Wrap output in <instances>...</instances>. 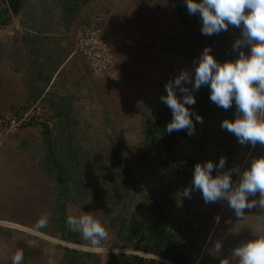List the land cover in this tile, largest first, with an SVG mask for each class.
Instances as JSON below:
<instances>
[{
    "label": "rangeland",
    "instance_id": "rangeland-1",
    "mask_svg": "<svg viewBox=\"0 0 264 264\" xmlns=\"http://www.w3.org/2000/svg\"><path fill=\"white\" fill-rule=\"evenodd\" d=\"M73 4L76 7L72 12L65 9V5L69 8ZM3 5L0 0V9ZM82 11L85 17L101 14L105 23L115 17L112 23L121 26L126 44L143 66H137L139 75L129 85L117 76L112 81L102 79L108 85H98L93 80V93L77 91L73 106L55 115L59 119L56 124L49 121L51 127L47 130L39 125V132L43 131L40 141V133L9 140L0 134V264H12L17 251L24 254L23 264H63L64 247L88 252L82 258L84 264H143L141 258L153 255L116 246L115 233L119 222L129 216L138 201L156 195L165 199L168 227L184 237L190 264H221L225 258L235 264L232 250L254 238L253 229L264 224V210L246 209L244 217L238 218L226 201L205 203L198 190L185 197L182 193L191 187L194 168L190 169V180H173L157 148L145 146L143 121L153 120L166 105L161 101V96L166 95V83L182 70L192 72L194 78L199 61L191 56L192 36L177 20L172 0H22L20 11L3 27L23 34L27 33L22 28L24 20L50 26L69 20L72 25ZM231 33L238 39L232 26ZM244 48L245 54H250V46ZM87 76L91 77L89 73ZM64 104L68 106V101L64 100ZM194 124V134L182 130L188 138H178L177 151L201 163L211 160L215 165L221 156L226 159L211 143L200 148L191 140L199 135V123ZM261 155L264 146L241 145L237 140L222 171L238 168L242 172ZM55 160L61 170L53 166ZM116 166L124 174L126 193L119 194L116 189L114 195L105 196L113 188L108 173ZM58 172L64 184L57 179ZM238 180L239 175L233 172V183ZM254 198L259 199V194ZM85 213L106 218L109 235L99 247H92L67 226V217ZM58 215L61 219L56 221ZM41 218L47 219V226L37 229ZM60 223H64V229ZM61 231H69L78 243L58 238ZM53 232L56 235H50ZM217 242L221 243L219 252L215 250Z\"/></svg>",
    "mask_w": 264,
    "mask_h": 264
},
{
    "label": "clouds",
    "instance_id": "clouds-1",
    "mask_svg": "<svg viewBox=\"0 0 264 264\" xmlns=\"http://www.w3.org/2000/svg\"><path fill=\"white\" fill-rule=\"evenodd\" d=\"M185 3L189 14L200 16L204 35L227 31L230 25L240 28L241 36L233 44L234 50L240 51L235 60L221 63L211 49L205 47L195 65L194 79L192 72L182 70L166 83V95L161 96V101L172 111L167 131L187 130L189 135L194 134L195 124L189 106L195 104L193 92L207 85L210 87V100L218 107L227 111L235 102V119H224L221 127L235 135L241 145L264 146V0H185ZM245 46H250L248 55L241 50ZM188 84L192 85L191 89ZM195 120L203 122L199 114ZM225 164L223 156L215 165L211 160L197 162L191 187H186L182 195L190 197L193 190H198L202 192L205 203L226 201L238 218L244 217L246 209L258 207L264 210V155L254 158L250 167L242 172L238 168L222 171ZM214 170L216 175H213ZM233 172L239 175L236 183L232 181ZM257 193L259 199L254 198ZM66 223L70 231L79 233L92 247H99L108 239L106 218L85 213L67 217ZM46 226L47 219L41 218L35 227ZM253 233V239L232 250L235 264H264V224L257 225ZM220 249L221 243L217 242L216 252ZM23 261L22 251H17L12 257V264H23ZM221 264H229V260L222 259Z\"/></svg>",
    "mask_w": 264,
    "mask_h": 264
},
{
    "label": "trees",
    "instance_id": "trees-1",
    "mask_svg": "<svg viewBox=\"0 0 264 264\" xmlns=\"http://www.w3.org/2000/svg\"><path fill=\"white\" fill-rule=\"evenodd\" d=\"M2 2L4 5L0 9V26L8 24L11 20V15H17L22 5V0H2ZM172 3L177 20L183 26L185 32L192 36V57L194 56L199 59L204 48L208 47L218 62L223 63L227 60L238 58L240 50H234L233 48L235 38L231 33V26L228 27L227 31H221L213 35H204L201 31L202 20L200 16L198 14H189L185 0H172ZM75 7L74 4L69 6V8L68 5H65V9L70 12ZM69 22L67 20L64 23L66 25ZM232 28L235 37L240 38L241 31L239 28ZM191 87L192 85L190 89ZM193 95L195 97V104L189 106L193 122L195 123L197 114L202 116L203 122L199 123L198 137L191 140L195 141L196 145L200 148L206 143H211L218 152H221L226 156V159H229L237 137L222 128L221 124L224 119H235V102H233L232 107L227 111L218 107L211 102L210 87L207 85L194 91ZM171 119L172 111L167 105L159 109L157 116L153 120L149 118L144 119L143 134L146 141L145 146L148 149L149 145L157 148L158 152L163 156L161 163L165 166L171 179L176 180L180 177L190 180L192 178L190 169L195 167L197 160L188 154L177 151L175 148L180 136L188 137L182 130L172 131L171 133L167 131V125ZM53 166L61 170L60 163L56 160L53 162ZM116 167V170L108 173L109 177H107L113 188L110 191H106L105 196L114 195L116 189L117 192L119 191V194L126 193L124 191L127 190L124 174H120L118 166ZM119 174L123 175V177L119 176ZM128 175L130 176L129 173ZM56 176H58L57 179L62 181L63 184L65 183L59 172ZM63 189H67L66 186ZM164 203L165 199L159 195L147 196L144 201H138L133 210L130 211L129 216L118 224L115 233L118 241L116 246L140 250L158 258H141L143 264H190L183 235L168 227L167 218L164 214ZM199 214L201 216L205 215L204 213ZM60 219L61 216L58 215L56 221ZM61 227L64 229V223H60ZM50 235L56 234L53 232ZM57 237L65 241L78 243V239L70 235L69 231H65L64 233L61 231ZM62 255L63 264H84L82 258L84 255H89V253L64 247ZM133 257L140 259L137 256Z\"/></svg>",
    "mask_w": 264,
    "mask_h": 264
},
{
    "label": "crops",
    "instance_id": "crops-1",
    "mask_svg": "<svg viewBox=\"0 0 264 264\" xmlns=\"http://www.w3.org/2000/svg\"><path fill=\"white\" fill-rule=\"evenodd\" d=\"M85 15L83 11L80 12L81 17L72 25L56 22L58 24H51L52 27L43 22L35 24L24 20L22 28L27 33L23 34L18 31L14 34L10 27L0 26L3 30H0V114L38 103L42 108V117L48 122L22 126L15 133L4 135V138L36 137L41 127L46 130L51 127L49 121L58 122L55 115H62L65 109L73 106V100L78 97L77 91L93 93V80L98 85H108L104 78H94L84 58L73 50L77 28L92 19V16ZM114 18H108L102 29V37L110 44L115 56L117 76L129 85L134 83L139 75L138 67L143 65L137 63L138 59L135 60L133 48L126 44V34L122 33L121 26L112 23ZM12 25L16 27L13 22ZM88 73L91 77L87 76ZM64 100L68 101V106ZM42 137L43 131L37 140L40 141Z\"/></svg>",
    "mask_w": 264,
    "mask_h": 264
},
{
    "label": "built area",
    "instance_id": "built-area-1",
    "mask_svg": "<svg viewBox=\"0 0 264 264\" xmlns=\"http://www.w3.org/2000/svg\"><path fill=\"white\" fill-rule=\"evenodd\" d=\"M105 24L103 16L97 15L77 29L73 50L84 58L91 74L112 81L117 78L115 56L110 44L102 37ZM42 117V108L38 103L14 112L0 114V134H11L20 127L33 122H48ZM158 259L154 256H149Z\"/></svg>",
    "mask_w": 264,
    "mask_h": 264
}]
</instances>
